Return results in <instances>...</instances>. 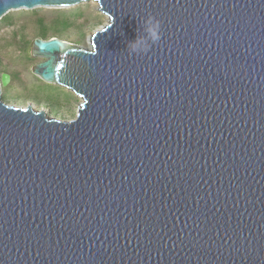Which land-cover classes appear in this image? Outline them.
<instances>
[{
    "label": "water",
    "instance_id": "water-1",
    "mask_svg": "<svg viewBox=\"0 0 264 264\" xmlns=\"http://www.w3.org/2000/svg\"><path fill=\"white\" fill-rule=\"evenodd\" d=\"M97 2L82 47L34 38L73 119L2 100L0 264H264V0ZM161 40L129 54L143 18Z\"/></svg>",
    "mask_w": 264,
    "mask_h": 264
},
{
    "label": "rangeland",
    "instance_id": "rangeland-1",
    "mask_svg": "<svg viewBox=\"0 0 264 264\" xmlns=\"http://www.w3.org/2000/svg\"><path fill=\"white\" fill-rule=\"evenodd\" d=\"M94 2L67 8L10 10L0 19V75L7 74L1 85L2 100L8 104L36 110L60 119H73L82 99L66 88L43 82L33 73L42 60L30 55L34 38L55 36L69 43L89 47V36L107 23V16Z\"/></svg>",
    "mask_w": 264,
    "mask_h": 264
},
{
    "label": "clouds",
    "instance_id": "clouds-1",
    "mask_svg": "<svg viewBox=\"0 0 264 264\" xmlns=\"http://www.w3.org/2000/svg\"><path fill=\"white\" fill-rule=\"evenodd\" d=\"M137 32L135 39L129 41L126 48L132 55L146 54L161 40V23L156 17L148 14L141 21Z\"/></svg>",
    "mask_w": 264,
    "mask_h": 264
},
{
    "label": "bare ground",
    "instance_id": "bare-ground-1",
    "mask_svg": "<svg viewBox=\"0 0 264 264\" xmlns=\"http://www.w3.org/2000/svg\"><path fill=\"white\" fill-rule=\"evenodd\" d=\"M90 2H93V1H90ZM94 3H96L97 4V2H94ZM97 6H98V4H97ZM98 10V9H97ZM89 43H90V40H89Z\"/></svg>",
    "mask_w": 264,
    "mask_h": 264
}]
</instances>
